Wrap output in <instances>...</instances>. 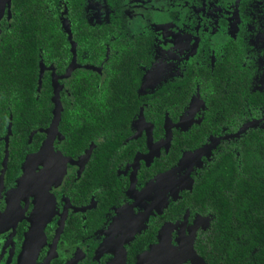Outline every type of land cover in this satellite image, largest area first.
Returning <instances> with one entry per match:
<instances>
[{
    "label": "flooded vegetation",
    "instance_id": "af4514ba",
    "mask_svg": "<svg viewBox=\"0 0 264 264\" xmlns=\"http://www.w3.org/2000/svg\"><path fill=\"white\" fill-rule=\"evenodd\" d=\"M16 1L0 0V264H170L214 193H239L215 171L227 154L235 180L264 167V0ZM31 41L48 82L29 99ZM207 184L210 207L185 204Z\"/></svg>",
    "mask_w": 264,
    "mask_h": 264
},
{
    "label": "trees",
    "instance_id": "16d2710c",
    "mask_svg": "<svg viewBox=\"0 0 264 264\" xmlns=\"http://www.w3.org/2000/svg\"><path fill=\"white\" fill-rule=\"evenodd\" d=\"M57 1L20 0L16 1L15 5L21 2L20 4L25 6L24 13L28 15L32 11L36 13L46 11V6L52 5L56 8ZM77 7L73 4L72 9ZM31 44L24 57H15L17 65L15 83H19L21 88L19 91H24V97L29 99L37 89L36 84L39 79L42 80V84L48 82V77L44 79L40 71L38 72V44L33 41ZM43 90L50 91V89ZM75 107L78 110L77 114L81 115L83 111L81 106L76 104ZM17 123L18 121L15 124ZM109 155L108 152H103L96 153L95 157L96 160L102 159L105 163ZM175 156L176 154L171 152L164 154L163 158L167 160L169 157L171 165ZM242 162V170L245 172L249 167L247 156ZM217 169H223L219 176L222 182L227 183L229 189L237 187L239 193L233 192L225 196L217 190L218 195L214 193L212 197L219 199L212 201L213 205L210 207L208 190H216L217 186L207 184L195 187L198 195L196 203L194 204L193 198L189 196L190 200L185 204L192 207L196 205L200 211H204L205 207L209 206L212 209L213 219L208 230L196 235L193 251L205 264H264V167L253 166L246 171L251 176L245 178H241L240 171L241 179L235 180L234 173L238 169L233 164L231 155L227 154L224 166H217L215 171ZM95 183L98 186V182ZM181 204L182 201L178 202V205ZM183 210L184 207L180 208V212Z\"/></svg>",
    "mask_w": 264,
    "mask_h": 264
},
{
    "label": "water",
    "instance_id": "95a60500",
    "mask_svg": "<svg viewBox=\"0 0 264 264\" xmlns=\"http://www.w3.org/2000/svg\"><path fill=\"white\" fill-rule=\"evenodd\" d=\"M42 70V69H41ZM54 100H56V97H54ZM55 111H54V114H55V117H54V128H55V124L56 122L58 121V111H59V106L57 104V102L55 103ZM30 163V159L27 158L26 161L24 162V165H23V174L24 176L20 179L19 181V187L20 185H22L25 180H26V177H27V182H28V179H29V168H28V165ZM54 180H57V182L60 180V173H58L56 175V177H53ZM55 186V185H53ZM41 237H43V233L41 231V228L38 229L37 231L35 229H33L31 232H29L25 238V242L23 245H26L27 247L31 244L32 245V241L36 240L37 241V246H40L41 243H42V240L40 239ZM30 246V249L31 251H33V253H35L38 248H31ZM166 255H164L161 260L165 257ZM189 262L190 264H205L204 261L198 257L195 252L193 251V233H192V237L190 238V240L188 241V243H186L183 247H182V251L176 255V257H171V259H169V263L170 264H182V263H185V262Z\"/></svg>",
    "mask_w": 264,
    "mask_h": 264
},
{
    "label": "bare ground",
    "instance_id": "6f19581e",
    "mask_svg": "<svg viewBox=\"0 0 264 264\" xmlns=\"http://www.w3.org/2000/svg\"><path fill=\"white\" fill-rule=\"evenodd\" d=\"M161 249V248H160ZM166 264V263H165Z\"/></svg>",
    "mask_w": 264,
    "mask_h": 264
}]
</instances>
